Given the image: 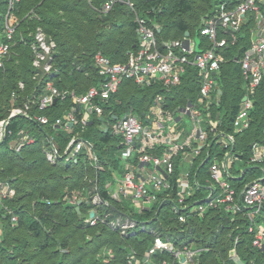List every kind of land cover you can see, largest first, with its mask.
Segmentation results:
<instances>
[{"label": "trees", "instance_id": "obj_1", "mask_svg": "<svg viewBox=\"0 0 264 264\" xmlns=\"http://www.w3.org/2000/svg\"><path fill=\"white\" fill-rule=\"evenodd\" d=\"M105 1H17L14 8L18 17L17 44L0 74V116L8 114L11 92L19 87V81L26 84L25 90L19 91L21 103L37 92L34 90L38 89L44 76L40 74L37 79L33 78L35 68L29 44L32 36L27 35L28 30L34 31L41 26L49 38L57 42L54 60L60 70L56 79L59 88L83 93L96 84L98 77L93 55L99 49L114 62L128 58L129 51H133L140 41L134 11L126 3L116 2L109 12H103L100 9ZM134 1L140 15L158 24L155 30L160 40L183 38L188 31L190 36H199L202 48L208 47L210 42L200 34L199 27L202 18L215 10L216 0ZM7 5L8 0H3L0 9L5 12ZM261 7L264 10V2ZM254 26L253 14L249 13L237 31V41L222 48L225 60L218 75L222 92L212 104L213 115L220 114L222 130L229 132L233 130L242 98L248 93L255 100L250 111V126L236 133L234 151L239 160L233 164L231 179L239 191L244 184L264 173V164L250 165L247 162L253 143L264 144V85L249 89L238 60L251 44ZM199 75L198 67L189 64L181 83L164 88L165 92L158 84L142 86L126 80L118 95L122 100L121 108L115 107L122 112L125 107L133 106L142 113L161 91L167 95L172 109L183 106L190 100H197ZM71 104L70 99H58L46 113L54 120L62 116ZM21 122L22 119L13 121L12 127L17 128ZM94 122L102 123L100 116L95 117ZM29 127L36 141L25 145L20 152L11 150L6 143L0 145V180H9L16 189L14 197L5 199L4 203L18 215L17 223L12 224L11 214L0 212V264H127L132 247L142 256L140 264H148L143 257L154 235L139 231L122 236L105 223L91 225L77 211L76 204L65 199L67 194L78 191L84 199L79 203L82 212L88 213V209L95 206L93 196L99 191L105 200L96 204L99 212H108L111 217L129 215L138 222L149 219L152 220L150 224L164 235L190 237L194 247H208L201 252L198 264H235L230 253L237 236V251L243 264H264V249L252 245V235L247 230L249 220L245 214L211 209L203 216L190 217L185 223L175 217L168 203L155 217L153 210L139 212L128 200H113L106 182L113 169L121 170L123 165L120 162L119 138L110 131L98 125H88L89 132L85 131L84 135L93 143L95 158L89 159L82 152L77 160L67 161L65 158V163L64 160H47L44 132L46 130L60 148L72 135L51 125L29 123ZM214 138L211 135L212 155L217 149ZM210 161L211 158L199 159L195 165L204 168ZM242 167L244 171L241 174ZM257 219L259 222L262 220L261 217ZM163 258L168 259L170 255L156 254L157 264Z\"/></svg>", "mask_w": 264, "mask_h": 264}, {"label": "built area", "instance_id": "obj_2", "mask_svg": "<svg viewBox=\"0 0 264 264\" xmlns=\"http://www.w3.org/2000/svg\"><path fill=\"white\" fill-rule=\"evenodd\" d=\"M17 1L9 0L5 12L0 9V27L4 29L0 36V74L17 44L18 21L14 12ZM116 2H124L133 9L139 44L122 62H114L103 50H97L93 60L98 81L83 93L57 86L60 73L54 60L57 42L37 26L29 44L33 51L32 64L44 76L38 89L34 90L38 93L27 96L21 103L19 91L25 90V82L19 81V87L11 92L9 112L0 116V145L6 143L11 150L20 152L25 145L35 142L29 123L70 131L77 126L79 131H84L94 117L101 116V128L118 137L121 145L123 172L109 186L113 200H128L139 212L153 210L155 217L168 203L175 217L185 223L190 217L203 216L211 209L242 213L249 220L247 230L252 235V245L264 249V224L257 219V214L264 209V173L246 183L240 191L231 179L233 164L239 160L234 151L236 133L250 126V111L255 100L248 93L246 99L242 98L233 130L229 132L222 130L220 114L215 116L212 110L213 102L221 94L218 75L225 60L221 50L237 41V31L249 13L255 20L251 44L238 60L249 89L264 85V10L261 7L264 0H216L215 10L202 18L199 27L200 34L210 42L208 47L200 50L192 45L188 34L183 38L160 40L155 30L158 24L140 15L134 0H106L100 10L109 12ZM189 64L199 69L197 100L172 109L164 88L180 84ZM126 80L142 86L158 84L164 92H158L142 113L133 106L119 112L116 107L121 108L122 100L118 95ZM58 99H70L72 104L62 116L53 120L46 110ZM17 119L22 122L14 128L12 123ZM211 135L217 143L213 155L210 153ZM92 148L84 138L74 136L65 158L67 161L75 159L82 152L93 156ZM47 158L55 159L53 151L47 152ZM204 158H211L206 167L195 165ZM247 162L264 164L263 143H253ZM204 172L206 179L202 176ZM15 193L9 180H0V212L10 213L12 224L17 223L18 215L4 200L14 197ZM78 198L75 193L65 196L76 205ZM93 202L99 204L100 197L95 196ZM93 211V216L85 217L91 225L105 223L122 236L139 231L152 233L154 237L143 257L148 264H157L155 256L158 253L170 255L159 264H198L201 252L208 248L194 247L190 237L164 235L150 224L152 220L149 219L148 223L138 222L129 215L111 217L108 212L101 213L96 208ZM237 242L238 236L231 249V259L235 264H243ZM141 257L132 247L127 264H140Z\"/></svg>", "mask_w": 264, "mask_h": 264}, {"label": "crops", "instance_id": "obj_3", "mask_svg": "<svg viewBox=\"0 0 264 264\" xmlns=\"http://www.w3.org/2000/svg\"><path fill=\"white\" fill-rule=\"evenodd\" d=\"M189 32L187 31L186 32V34H188ZM139 37V36H138ZM191 37V39H192V45H194L195 46V48L196 49H198V50H200V49H202V46H201V40H200V38H199V36H197V35H195V36H190ZM95 118V117H94ZM94 118H93V120L91 121V125L93 124L94 126H96V125H98L99 127H102V123H97V122H94ZM100 118H101V116H100ZM102 120V122H103V119H101ZM42 128V127H41ZM62 131H64V132H67V133H69V134H71L72 136H71V138L68 140V142L64 145V147H62V148H60V146H59V144L58 143H56V142H54L53 141V138H52V136L45 130V132H44V134L46 135V142H48V144L45 142V141H43V146H44V153L47 155V152H50V151H53V153L55 154V159H58V160H64V162L66 163V160H65V157H66V152H67V147H68V145H69V142H70V140L72 139V137H74V136H80V137H82V138H84L88 143H91L92 144V147H93V143L88 139V138H86L85 137V135H84V132L85 131H87V132H89L88 131V128L87 129H85L84 131H79V129L77 128V126H74V127H72V130L70 131V130H62ZM91 133V132H90ZM91 135H92V133H91ZM93 149V156H91V155H88V158L89 159H91L92 157L93 158H95V151H94V147L92 148ZM55 159L54 160H50V159H47V160H49L50 162H54L55 161ZM74 160H77V158H75ZM121 163H122V161H120ZM97 166V175H99V170H98V168H99V166H98V164H96ZM122 165V164H121ZM185 167H187L186 166V164L184 165ZM240 170H241V174H242V172L244 171V167H242V168H240ZM122 175V166H121V170H118V169H113V173H112V176L110 177V179H108L107 180V182H106V186L107 187H109L110 186V184H112L116 179H118L120 176ZM202 176H203V178H205L206 179V173L204 172L203 174H202ZM240 176V175H239ZM248 183V182H247ZM237 185V184H236ZM244 186H245V184H244ZM73 193H75V194H78L79 195V198H78V204L76 205V209H77V206H79V208H80V204L79 203H81V202H83L84 201V199H83V197H82V194L78 191V192H73ZM99 191L93 196V198L95 197V196H99L100 197V200L101 201H105V200H102L101 199V193H100V195H99ZM80 200H81V202H80ZM93 204H95L94 202H93ZM96 208V205L95 206H93V207H91V208H89L88 209V213H86V212H82V210H81V208H80V212L79 213H81L82 214V216H84V217H86V216H88V215H90V213H91V211H93V209H95ZM97 209V208H96ZM263 211H261L260 213L262 214L263 212H264V209H262ZM78 211V210H77ZM261 218H262V220L260 221L261 223H263L264 224V213H263V215H261L260 216Z\"/></svg>", "mask_w": 264, "mask_h": 264}, {"label": "rangeland", "instance_id": "obj_4", "mask_svg": "<svg viewBox=\"0 0 264 264\" xmlns=\"http://www.w3.org/2000/svg\"><path fill=\"white\" fill-rule=\"evenodd\" d=\"M9 1V0H8ZM3 2V0H0V8H1V3ZM17 3V2H16ZM16 3H15V5H16ZM4 12V11H3ZM17 16V15H16ZM17 21H18V17H17ZM1 25V24H0ZM3 31H4V29H3V26H1L0 27V36H2L3 35ZM35 31V30H34ZM34 31L33 30H28L27 31V35H30V36H33V33H34ZM46 32V31H45ZM26 35V34H25ZM26 35V36H27ZM49 37V36H48ZM32 59H33V57H32ZM34 66V65H33ZM35 68V67H34ZM32 73H33V78H35V79H37L38 77H39V75L41 74V72L40 71H38V70H36V69H33V71H32ZM31 86H33V83H31ZM4 149L2 148L1 149V151H3ZM129 202V201H128ZM130 203V202H129ZM131 204V203H130ZM264 213V212H263ZM263 213L261 214L260 212L257 214V218H259L261 215H263Z\"/></svg>", "mask_w": 264, "mask_h": 264}, {"label": "water", "instance_id": "obj_5", "mask_svg": "<svg viewBox=\"0 0 264 264\" xmlns=\"http://www.w3.org/2000/svg\"><path fill=\"white\" fill-rule=\"evenodd\" d=\"M219 92L221 93L222 90L220 89ZM244 99H246V96H244ZM101 119H103V117H101ZM99 195H100V193H99ZM101 199L104 200V198L102 196H101ZM80 202H81V200H80ZM77 210H78V212H80L79 206H77ZM90 215L93 216L94 215V211H91ZM146 222L148 223V221H146Z\"/></svg>", "mask_w": 264, "mask_h": 264}]
</instances>
